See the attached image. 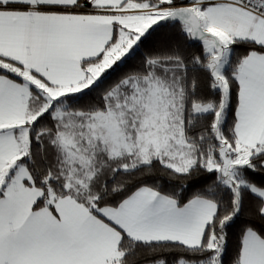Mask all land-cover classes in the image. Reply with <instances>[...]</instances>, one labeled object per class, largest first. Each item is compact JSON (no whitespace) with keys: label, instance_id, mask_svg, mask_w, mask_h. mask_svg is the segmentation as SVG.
<instances>
[{"label":"snow or ice","instance_id":"snow-or-ice-1","mask_svg":"<svg viewBox=\"0 0 264 264\" xmlns=\"http://www.w3.org/2000/svg\"><path fill=\"white\" fill-rule=\"evenodd\" d=\"M0 264H264V0H0Z\"/></svg>","mask_w":264,"mask_h":264},{"label":"trees","instance_id":"trees-1","mask_svg":"<svg viewBox=\"0 0 264 264\" xmlns=\"http://www.w3.org/2000/svg\"><path fill=\"white\" fill-rule=\"evenodd\" d=\"M191 193L189 192V193H186V195H190Z\"/></svg>","mask_w":264,"mask_h":264}]
</instances>
